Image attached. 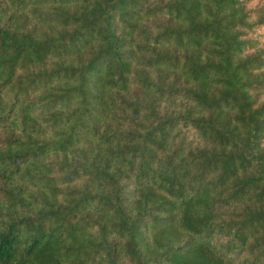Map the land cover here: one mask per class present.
<instances>
[{
	"label": "trees",
	"instance_id": "obj_1",
	"mask_svg": "<svg viewBox=\"0 0 264 264\" xmlns=\"http://www.w3.org/2000/svg\"><path fill=\"white\" fill-rule=\"evenodd\" d=\"M0 264H264V0H0Z\"/></svg>",
	"mask_w": 264,
	"mask_h": 264
}]
</instances>
